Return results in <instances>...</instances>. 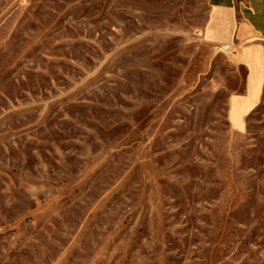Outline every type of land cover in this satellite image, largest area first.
Segmentation results:
<instances>
[{"label": "rangeland", "instance_id": "1", "mask_svg": "<svg viewBox=\"0 0 264 264\" xmlns=\"http://www.w3.org/2000/svg\"><path fill=\"white\" fill-rule=\"evenodd\" d=\"M207 0H0V264H264V130Z\"/></svg>", "mask_w": 264, "mask_h": 264}, {"label": "crops", "instance_id": "2", "mask_svg": "<svg viewBox=\"0 0 264 264\" xmlns=\"http://www.w3.org/2000/svg\"><path fill=\"white\" fill-rule=\"evenodd\" d=\"M207 3L205 40L228 51L245 70L242 91L228 98L227 119L235 134H247L264 125V0ZM223 44L228 48L223 49Z\"/></svg>", "mask_w": 264, "mask_h": 264}, {"label": "built area", "instance_id": "3", "mask_svg": "<svg viewBox=\"0 0 264 264\" xmlns=\"http://www.w3.org/2000/svg\"><path fill=\"white\" fill-rule=\"evenodd\" d=\"M222 48H223V49H226V48H228V45H227V44H223V45H222Z\"/></svg>", "mask_w": 264, "mask_h": 264}]
</instances>
